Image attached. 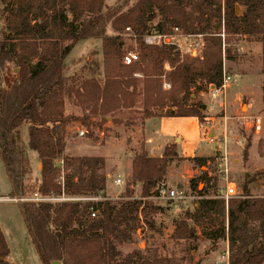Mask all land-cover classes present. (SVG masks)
<instances>
[{
  "label": "trees",
  "instance_id": "1",
  "mask_svg": "<svg viewBox=\"0 0 264 264\" xmlns=\"http://www.w3.org/2000/svg\"><path fill=\"white\" fill-rule=\"evenodd\" d=\"M0 11V77L2 83L8 79L0 88V159L10 184L8 197L25 196L32 174L28 152H34L40 177L34 178L33 192L98 199L16 203L41 264H183L197 247V230L209 240L227 242L228 264H264V197L252 196L249 182L243 183L238 198L225 204L206 197L216 191L217 180L200 171L188 187L202 199L193 212H184L170 236L189 245L186 256H167L153 247L123 256L119 246L130 243L143 225L153 229L152 216L161 208L132 199L128 188L126 199L110 200L104 157L64 155L69 126L79 123L92 137L94 118H100L99 126L107 118L119 123L115 117L121 115L126 116L124 126L136 125L138 118L141 128L152 118H196L200 124L206 106L198 93L221 86L223 62L237 58L233 38L258 39L264 51V0H116L111 5L106 0H0ZM174 31L200 36L201 57L181 55L176 46L163 42L146 43L151 35L170 37ZM86 39L101 41L102 73L98 75L91 64L89 78L68 76L65 59ZM131 50L138 60L124 65ZM163 80L169 90L163 89ZM197 85L201 89L194 92ZM66 99L75 101L81 116L65 113ZM24 124L26 143L19 133ZM249 146L247 142L242 151L244 161ZM258 154L264 157V124ZM174 161H189L201 170L210 169L213 159L179 157L175 144L166 145L160 157H150L143 142L131 160L128 185H139L140 198L151 196ZM204 225L212 230L207 232ZM9 255L0 229V264H11Z\"/></svg>",
  "mask_w": 264,
  "mask_h": 264
},
{
  "label": "rangeland",
  "instance_id": "2",
  "mask_svg": "<svg viewBox=\"0 0 264 264\" xmlns=\"http://www.w3.org/2000/svg\"><path fill=\"white\" fill-rule=\"evenodd\" d=\"M115 1L106 0V4L111 5ZM158 21L159 18L153 24ZM2 22L3 15L0 11V26ZM182 36L180 32L174 31L172 34L173 39H170L176 44L175 46L181 55L191 58L201 57L202 38H200L202 48L197 57H193L190 55L187 44H192L199 38L192 36L185 39ZM126 44L128 47L135 48L134 43L130 40H126ZM231 48L236 51L237 58L234 62H223V71L230 78L227 86L215 98L211 96V88L198 93V100L206 106L205 117L200 123L203 127L201 130L194 118L151 119L146 122L145 129L147 134H154L161 142L166 141L177 144V151L181 156L200 155V157L212 159L216 156L220 146L210 144L208 139L211 138L210 135L219 138L225 130L227 133L228 164L231 179L236 185L238 194H242L243 183L249 182L250 194L254 197H264V157L258 154V145L263 139L264 124V51L260 40L255 38L234 37L231 41ZM129 53L137 55L135 50H131L125 56ZM65 64L67 65L68 76L80 77L81 79L89 78L90 71L88 67L91 64H94L97 74H101V41L86 39L77 42L66 57ZM164 68L165 71L170 70L168 64H165ZM134 76L141 77L138 74ZM10 78H14V75H10ZM3 80L4 82L0 85V88H4L8 83L7 78L4 77ZM162 87L164 90L170 89V85L164 80ZM199 89L201 87L197 85L194 92L199 91ZM65 113L81 116L79 107L72 99H66ZM115 119L120 120L121 123H115L112 121L113 119L107 118L106 122L99 126L100 118L92 119L93 125L90 127L92 137H87L86 128L79 123L71 124L67 131L64 155L71 157H104L105 162H107L103 173L106 175L109 188L106 196L117 202L126 199L124 197L126 188L133 192L132 199L140 198L139 185H128V182L131 160L134 155L140 152L145 136L142 132L143 128L137 124L139 122L138 118L134 119L136 122L134 126H124L125 115L116 116ZM257 119H260L262 128L256 133L254 129L246 127V124L255 122ZM80 131L84 132L83 137H79ZM210 132L211 134L208 135ZM19 133L21 141L26 143V124L19 129ZM176 138H179L180 142L176 143ZM127 142L129 143L127 144ZM247 142L250 143V146L247 151V159L244 161L242 151ZM28 157L32 174L27 182L28 188L25 196L22 197L23 199L29 198L34 193V189L37 188L34 178L40 177L39 161L36 154L28 152ZM59 162L60 160H57L56 164L60 167ZM209 168L204 167L199 170L189 161H174L170 164L166 175L169 186L182 190L193 200L188 201L182 208H176L172 204L162 202L158 206L162 211L152 216L153 229L146 228L143 225L133 234L130 243L119 246L123 256L134 250L144 252L148 247L157 248L167 256L177 258L186 256V249L189 245L184 242H174L170 239V236L176 224L184 218V212H193L197 203L202 199V196L191 191L188 187L189 180L199 176L200 171L210 172L212 178L217 180L216 191L210 190L206 195V197L217 198L218 190L222 185L213 161L210 162ZM116 179L122 181L120 186L114 185L113 181ZM202 188L203 184H199L198 190L201 191ZM9 193L10 184L0 159V198H9ZM16 203L17 201L12 200L0 201V229L10 250L8 260L12 264H41L29 240L27 229ZM188 223L193 226L191 221H188ZM204 229L209 232L212 227L204 225ZM197 234L199 236L197 247L183 264H226L228 257L227 242L209 240L201 234L200 230H197Z\"/></svg>",
  "mask_w": 264,
  "mask_h": 264
},
{
  "label": "built area",
  "instance_id": "3",
  "mask_svg": "<svg viewBox=\"0 0 264 264\" xmlns=\"http://www.w3.org/2000/svg\"><path fill=\"white\" fill-rule=\"evenodd\" d=\"M192 36L184 37L182 38H190ZM198 39L194 41L192 44H187L188 50L190 51V55L193 57H197L199 51L202 48V43L200 40V36H196ZM173 39L172 36L166 37V36H159V35H151L146 38V43L147 44H154V45H159L160 43H165V44H170V45H176L175 43L172 42ZM177 48V47H176ZM178 49V48H177ZM137 55L134 53H129L127 56L124 57L123 59V64L124 65H129L132 62L137 61ZM230 81L229 76L226 75L225 71H223V77H222V84L219 88H214V87H209L211 88V96L215 98L217 94L224 89L228 82ZM246 127H249L251 129H254V131L257 133L261 130V122L260 119L255 120V122H251L246 124ZM84 132L80 131L79 132V137H83ZM211 138L208 139V142L210 144H216L220 146V149H218L216 156L213 159V162L215 163L216 167V173L218 175V178L220 180V183L222 187L219 188L218 190V195L217 198L223 200L225 204H227V201L230 198H238L239 194L236 190V185L231 179V174H230V169H229V164H228V147H227V133L224 130L222 135L217 138L213 137L210 135ZM59 165L61 167L62 162H59ZM210 165V163H208ZM209 176L211 174L209 173ZM121 180L116 179L114 180V185L115 186H120L121 185ZM118 199V198H116ZM141 201H149L152 202L156 206H160L162 202H167L169 204H172L176 208H182L184 207L188 201H192L193 198L190 197L189 195H186L182 190H179L177 188H172L169 186L168 182L165 180L160 181L156 187L154 188L151 196L147 198H136ZM19 201V202H33V203H61V202H75V201H97L98 199L92 198V199H86V198H69L64 196L63 194L54 197V196H42L40 195L37 191L32 193V195L29 198L26 199H9V198H0V201ZM92 218H95V213L91 214ZM227 254H228V248H227Z\"/></svg>",
  "mask_w": 264,
  "mask_h": 264
},
{
  "label": "crops",
  "instance_id": "4",
  "mask_svg": "<svg viewBox=\"0 0 264 264\" xmlns=\"http://www.w3.org/2000/svg\"><path fill=\"white\" fill-rule=\"evenodd\" d=\"M2 84V77H0V85ZM152 119H166V118H152ZM194 119H196V118H194ZM148 120H151V119H148ZM148 120H146L145 122H144V125H143V129H142V132L144 133L143 135L145 136V141H144V148H145V150H146V152L148 153V155L150 156V157H160L161 156V154H162V152H163V149H164V147L166 146V145H168V144H171L170 142H166V141H164V142H161V141H159L155 136H154V134H147V132H146V129H145V124H146V122L148 121ZM196 122L198 123V128L201 130L203 127L199 124V122L197 121V119H196ZM209 134H211V132L210 133H208V135ZM26 136H27V138H28V135L26 134ZM176 143H178V142H180V139L179 138H176ZM174 141V142H175ZM172 144H175V143H172ZM176 146V151H177V144H175ZM151 154V155H150ZM177 154H179V157H182V158H190V157H194V156H181V154L180 153H178V151H177ZM37 156V155H36ZM195 156H197V157H200V155H195ZM107 162V161H106ZM105 162V163H106ZM38 170H39V172H40V163H38ZM168 174V173H167ZM166 178H167V176L164 178L165 179V181H166ZM113 183H114V181H113ZM109 191V188H108V184H106V192H108ZM10 256V255H9ZM8 260V259H7ZM9 261V260H8ZM12 264V263H11ZM15 264V263H14ZM226 264H228V257H227V260H226Z\"/></svg>",
  "mask_w": 264,
  "mask_h": 264
},
{
  "label": "water",
  "instance_id": "5",
  "mask_svg": "<svg viewBox=\"0 0 264 264\" xmlns=\"http://www.w3.org/2000/svg\"><path fill=\"white\" fill-rule=\"evenodd\" d=\"M239 12V9L238 8H236V13H238ZM53 264H59L58 262H54Z\"/></svg>",
  "mask_w": 264,
  "mask_h": 264
}]
</instances>
